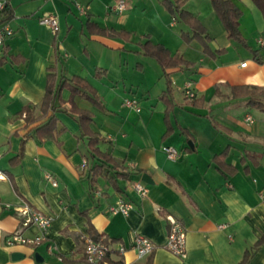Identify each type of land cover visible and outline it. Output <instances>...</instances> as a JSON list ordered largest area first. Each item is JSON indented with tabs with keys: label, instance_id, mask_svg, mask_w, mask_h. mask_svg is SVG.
Listing matches in <instances>:
<instances>
[{
	"label": "crops",
	"instance_id": "1",
	"mask_svg": "<svg viewBox=\"0 0 264 264\" xmlns=\"http://www.w3.org/2000/svg\"><path fill=\"white\" fill-rule=\"evenodd\" d=\"M0 1L10 10L1 23L14 29L0 45V264H90L80 239L90 226L111 242L109 264H240L264 239V14L256 3L233 0L242 11V43L228 36L212 0H186L210 36L206 50L198 38L186 40L191 27L166 0H126L124 11L113 9L116 0ZM50 14L58 17L57 32L40 22ZM154 45L164 46L172 63L151 55ZM49 74L63 85L42 115ZM76 78L87 88L81 83L73 93L68 83ZM187 83L194 98L184 93ZM127 98L140 111L126 106ZM80 111L91 115L89 128L102 138L97 147L119 167L96 175L94 190L92 169L102 162L91 154ZM53 116L56 134L44 137L39 127ZM144 173L154 183L142 198L131 183ZM122 198L133 203L131 212L111 213ZM23 203L54 217L48 240L36 247L6 243L17 229L39 233L16 215ZM168 214L186 229L185 259L166 247ZM137 234L156 244L151 254L132 248ZM248 264H264V241Z\"/></svg>",
	"mask_w": 264,
	"mask_h": 264
},
{
	"label": "built area",
	"instance_id": "2",
	"mask_svg": "<svg viewBox=\"0 0 264 264\" xmlns=\"http://www.w3.org/2000/svg\"><path fill=\"white\" fill-rule=\"evenodd\" d=\"M6 6V2L0 1V11H2ZM127 7L126 0H116L113 9L116 11H124ZM42 24L48 25L54 32L59 29V21L56 15L50 14L45 15L40 18ZM14 34V29L8 23L0 24V45H4L6 39ZM260 47L264 48V38L261 37L258 40ZM264 52V49H263ZM243 66L246 62L242 63ZM184 93L188 98H194L195 94L192 92L190 83H187L184 88ZM125 105L131 107L137 111H140L139 103L134 98H127L125 100ZM245 122L253 123L254 117L251 114L245 116ZM164 151L168 154L170 158L176 159L179 155L178 150L171 145H164ZM88 160L84 159L82 166L86 167ZM47 180H49L54 186H56L57 180L53 177L51 173L46 174ZM0 179H5V175L0 169ZM134 191L142 198L147 197L149 193V186L143 180H134L131 183ZM133 209V203L120 199L117 204L109 207L111 213L121 212L125 215L129 214ZM16 215L22 220L23 226H28L30 224H35L39 228V233L32 237L25 236L22 229H17L12 232L6 239L7 245L15 244H26L36 247L42 242L47 241V233L54 220L52 215L43 213L36 207L23 203L15 206ZM167 220L169 222V233L167 237L166 247L175 255L185 259L188 256L187 251V233L184 225L172 214L167 215ZM80 239L84 243V254L85 259L90 264H109L107 257L112 252L111 242L99 238L95 239L88 233H82ZM49 250L52 251L53 245L49 244ZM132 248L137 252V254L142 257L151 254L156 249V244L147 236L142 234H137L132 243ZM119 253H124L126 251L125 245H121L118 248Z\"/></svg>",
	"mask_w": 264,
	"mask_h": 264
},
{
	"label": "trees",
	"instance_id": "3",
	"mask_svg": "<svg viewBox=\"0 0 264 264\" xmlns=\"http://www.w3.org/2000/svg\"><path fill=\"white\" fill-rule=\"evenodd\" d=\"M256 5L262 10L264 14V0H253ZM166 3L168 7L170 8L173 16L176 19H180L181 21L187 23L192 30V35H187L184 34L186 37V40H190L191 38H198L201 40L204 45L205 49L208 50L209 47L207 46V42L210 39L209 34L206 31L205 26L201 23V21L191 12L187 11L184 8V5L186 3V0H166ZM212 5L214 7V10L217 12L218 16L222 20L225 29L227 31V34L230 38L235 39L236 41L245 42V39L241 33L240 30V17L242 15L241 9L238 7V5L233 1V0H212ZM3 15L0 18V23L6 21L5 19H8L9 15V7H7V4L5 8L2 10ZM54 50L57 51V46L55 45ZM148 52L155 56L164 66H167L168 64L172 63L173 57L170 56L168 50L162 46V45H154L148 50ZM177 60H180V58H176ZM171 60V62H169ZM75 81L73 83H68L69 86L72 87L73 93L76 91L78 92V88L83 87L82 84L84 85L85 88H87V85L81 81L80 78L74 79ZM82 83V84H81ZM66 84V83H64ZM63 84L60 86L56 85L54 82L52 75L49 74L48 77V86L46 90V96L41 104V111L42 115L46 114L48 109L53 106V102L55 98L58 96V93L60 91L59 88L62 87ZM83 87V88H84ZM237 89L234 87V93L237 92ZM260 90L264 93V88H260ZM171 93V89H167L165 93L163 94L162 98L168 99L169 94ZM92 100L95 103H98L97 99L95 97H92ZM249 101L252 104H256V101L254 100L253 97H250ZM33 112L30 109L26 110V117L33 121L36 118L33 116ZM92 120L91 115L86 112V111H80L79 113V121L81 123V126L84 128V130L87 132L86 134L89 135L90 142V150L92 156H97L100 158L101 162L99 165L97 164L94 166L92 169L94 171V176L91 178V189L94 190L95 188V180H96V175H100L105 171L106 168L110 169H117L118 170V164L112 159L111 156H109L106 153H103L102 151L99 150L97 147V143L102 139L100 135L92 132L89 128L90 121ZM217 125V124H216ZM56 118L53 116L50 118V120L43 126L39 127L40 134L44 137H54L56 134ZM119 172H117V175H119ZM124 175V174H123ZM113 177V176H112ZM89 234L94 237L95 239H99L100 236L98 235L96 229H94L92 226L89 227L88 229ZM264 239H260L253 247L252 249H249L248 252L246 253L244 259L240 264H248L251 256L256 252V250L263 244Z\"/></svg>",
	"mask_w": 264,
	"mask_h": 264
},
{
	"label": "water",
	"instance_id": "4",
	"mask_svg": "<svg viewBox=\"0 0 264 264\" xmlns=\"http://www.w3.org/2000/svg\"><path fill=\"white\" fill-rule=\"evenodd\" d=\"M142 180H143L144 182L148 183V184H153V183H154V181L152 180L151 176H150L148 173H144V174H143V176H142ZM18 256H20V253H18V252L13 253V257H14V258H16V257H18ZM38 256H39V255L37 254V255H36L37 260H38Z\"/></svg>",
	"mask_w": 264,
	"mask_h": 264
}]
</instances>
